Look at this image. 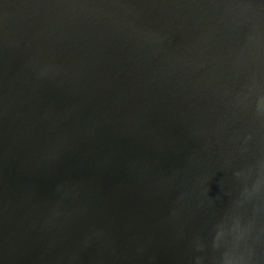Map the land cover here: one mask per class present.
<instances>
[{"label": "water", "instance_id": "1", "mask_svg": "<svg viewBox=\"0 0 264 264\" xmlns=\"http://www.w3.org/2000/svg\"><path fill=\"white\" fill-rule=\"evenodd\" d=\"M0 264H264V0H0Z\"/></svg>", "mask_w": 264, "mask_h": 264}]
</instances>
